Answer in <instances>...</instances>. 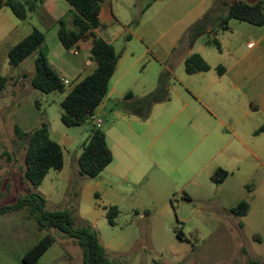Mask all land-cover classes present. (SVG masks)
I'll return each mask as SVG.
<instances>
[{"label":"rangeland","instance_id":"obj_1","mask_svg":"<svg viewBox=\"0 0 264 264\" xmlns=\"http://www.w3.org/2000/svg\"><path fill=\"white\" fill-rule=\"evenodd\" d=\"M110 1L119 23L108 33L122 37L116 48L124 37H151L152 43L181 32L183 47L189 43L209 71L187 76L183 66L174 70L176 81L159 73L149 55L143 57L131 70L139 79L130 91L133 99L111 97L102 112L96 110L112 162L89 179L77 172V158L91 124L65 127L60 121L63 96L30 87L34 56L18 68L7 66L0 72L8 79L0 98V208L38 194L47 211H67L75 228L93 230L110 261L118 264H264V151L257 152L253 136L264 125V115L252 110L258 84L243 83L235 90L230 76L217 74V67L226 71L247 52V42L258 49L264 26L231 20L230 30L216 36L218 52L203 43L206 29L227 14L221 0ZM20 25L44 36L52 33L35 14ZM12 29L3 22L0 37ZM132 45L139 46L136 40ZM262 56L264 62V51ZM42 123L62 148L64 167L50 171L34 189L24 178L28 137L18 138L14 128L29 135ZM217 169L228 173L219 186L210 182ZM239 202H246L249 212L235 218L230 209ZM110 207L119 212L114 227L106 220ZM46 235L54 242L38 264H81V250L73 241L53 229L40 231L26 211L0 215V264H22Z\"/></svg>","mask_w":264,"mask_h":264},{"label":"trees","instance_id":"obj_2","mask_svg":"<svg viewBox=\"0 0 264 264\" xmlns=\"http://www.w3.org/2000/svg\"><path fill=\"white\" fill-rule=\"evenodd\" d=\"M73 9L72 28L68 29L64 21L58 22V40L66 51L74 49L77 42L93 37L90 50V59L95 63L94 72L71 87L67 92L63 82L59 79L54 69L47 60L43 48L44 35L34 29L26 38L7 52V63L10 68H18L26 59L34 56L33 74L29 79L30 87L40 94H65L60 102L62 114L61 123L67 128L80 127L92 120L96 110L101 106L108 93L109 82L114 73L120 57L114 47L103 39L93 36L92 31L108 29L100 24L98 15L105 0H64ZM41 0H0V10L5 7L20 22H24L29 13L34 12ZM235 20L255 27L264 26V1L246 4L235 0L228 6L227 14L214 27L206 29L208 36L204 46L215 47L219 52L220 47L216 36L219 32H228L229 22ZM212 36V37H209ZM195 39V38H194ZM129 40V37H127ZM184 40V37H183ZM190 42V41H189ZM189 44V43H188ZM190 46V44H189ZM209 66L197 54H191L185 61V73L193 75L206 73ZM225 69L217 67V74L222 76ZM8 79L0 75V95L7 88ZM39 107L38 103H35ZM18 138L28 137L24 156V178L37 189L41 186L50 171L61 172L64 167L62 148L50 137L48 125L42 123L39 128L26 135L19 127L15 126ZM264 132V125L256 134ZM112 162V153L109 150L105 135L100 129L94 127L90 135L82 144L77 158V168L80 176L89 179L98 177ZM228 174L223 169H217L210 177V182L219 186L224 183ZM46 201L38 194H26L11 206L0 208V215L26 211L34 219L40 231L56 230L73 241L81 250V264H118L110 261L106 250L101 246L97 234L88 227L75 228L73 220L67 211L49 212L45 209ZM249 212L246 202H239L230 209V214L235 218L245 217ZM119 212L115 207H110L106 212V220L110 227L115 226V219ZM54 239L46 235L29 249L22 258V264H38L40 258L52 246ZM246 264H261L250 261Z\"/></svg>","mask_w":264,"mask_h":264},{"label":"crops","instance_id":"obj_3","mask_svg":"<svg viewBox=\"0 0 264 264\" xmlns=\"http://www.w3.org/2000/svg\"><path fill=\"white\" fill-rule=\"evenodd\" d=\"M11 14L12 13L8 8L3 7L0 10V30L3 22L7 21L13 25V29L5 37H0V72L2 73L8 66L7 52L34 30V28L25 30L21 27L20 21ZM31 14L37 15L39 20L42 21L46 27L52 28L51 35L44 36L43 48L46 51L48 63L54 69L59 79L62 82L67 81L69 83V85L65 86L67 92L71 87L91 75L95 70L96 65L90 59L93 37L88 36L86 39L77 42L74 49L70 51H66L62 48L58 40V22L60 20L64 21L66 27L71 29L74 16L73 9L64 0H41L37 9L34 12L29 13L28 17ZM98 19L100 24L107 26L108 29L115 23H119V19L113 12V6L110 0H105L102 4ZM108 29L105 31H92L93 36L103 39L106 43L112 45L115 51L120 54L114 73L109 82L107 96L101 106L97 109L99 112H102L106 108L107 102L111 97H114L117 101H130L133 99L130 91L134 86L138 85L139 79L131 73V70L143 57L149 55L152 62L157 64L159 68L158 71H160L159 73L164 74L166 77H172L176 81H180L179 78L175 77L174 70L184 66L185 72V61L191 54H194L189 44H186L185 47H183V37H181V32L168 35L167 37H159L158 40H155L152 43H148V41L151 40V37H129V40H127V37H124V41L119 44V48H116L115 45L120 42L122 37L110 35ZM134 40L137 41L139 46L132 45ZM263 41L264 37H260L257 41L258 49L255 48L256 45L252 42H247V52H245L240 58H237L233 65L220 77L230 76L233 89L235 90L241 89V87L244 86L243 83L246 87L252 84L255 86L258 84L259 100L256 104H253L252 110L254 113H261L264 115V62L262 56L264 46L261 44ZM156 46H158V49L153 52L151 48ZM219 52H221V47ZM199 56L202 58L201 55ZM147 63L150 64V59ZM198 74L203 73L193 75ZM4 77L6 76L4 75ZM169 89L171 90V88ZM4 92L0 95V98ZM62 96L64 98L65 94ZM98 114L99 113L95 112L94 117L89 122L92 127H94L93 120H99ZM20 129L24 130L22 128ZM99 129H101V126ZM257 131L258 129L253 133L254 138L257 139L255 142V148H257L258 153H262L264 151V132L256 134ZM104 135L107 144V136L106 134ZM251 153L256 158L255 153ZM256 159L261 158L257 157Z\"/></svg>","mask_w":264,"mask_h":264},{"label":"built area","instance_id":"obj_4","mask_svg":"<svg viewBox=\"0 0 264 264\" xmlns=\"http://www.w3.org/2000/svg\"><path fill=\"white\" fill-rule=\"evenodd\" d=\"M63 85L64 86H67V85H69V83L67 82V81H64L63 82ZM93 122H94V127L96 128V129H99L100 128V126H101V121H95V120H93Z\"/></svg>","mask_w":264,"mask_h":264},{"label":"water","instance_id":"obj_5","mask_svg":"<svg viewBox=\"0 0 264 264\" xmlns=\"http://www.w3.org/2000/svg\"><path fill=\"white\" fill-rule=\"evenodd\" d=\"M233 3H234V1H229V0H221V1H219V4L222 5V6H224V5L229 6V5H232Z\"/></svg>","mask_w":264,"mask_h":264}]
</instances>
